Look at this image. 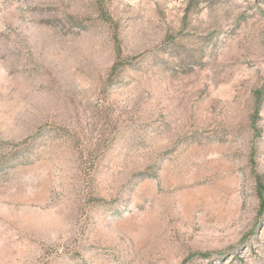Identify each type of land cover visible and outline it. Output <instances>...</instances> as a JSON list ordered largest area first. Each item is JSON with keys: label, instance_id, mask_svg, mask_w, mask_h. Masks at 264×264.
I'll list each match as a JSON object with an SVG mask.
<instances>
[{"label": "rangeland", "instance_id": "374dc122", "mask_svg": "<svg viewBox=\"0 0 264 264\" xmlns=\"http://www.w3.org/2000/svg\"><path fill=\"white\" fill-rule=\"evenodd\" d=\"M0 264H264V0H0Z\"/></svg>", "mask_w": 264, "mask_h": 264}, {"label": "trees", "instance_id": "16d2710c", "mask_svg": "<svg viewBox=\"0 0 264 264\" xmlns=\"http://www.w3.org/2000/svg\"><path fill=\"white\" fill-rule=\"evenodd\" d=\"M118 56H120V53H118Z\"/></svg>", "mask_w": 264, "mask_h": 264}]
</instances>
